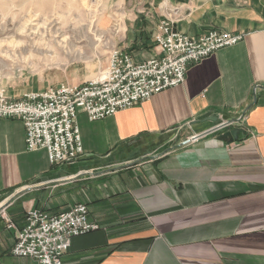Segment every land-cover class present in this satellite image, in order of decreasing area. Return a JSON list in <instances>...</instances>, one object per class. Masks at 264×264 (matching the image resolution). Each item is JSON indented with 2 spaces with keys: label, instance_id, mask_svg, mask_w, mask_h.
I'll return each mask as SVG.
<instances>
[{
  "label": "crops",
  "instance_id": "0c3cea01",
  "mask_svg": "<svg viewBox=\"0 0 264 264\" xmlns=\"http://www.w3.org/2000/svg\"><path fill=\"white\" fill-rule=\"evenodd\" d=\"M120 1L121 48L136 62L159 54L153 34L166 15L190 36L244 37L148 100L97 120L79 112L83 152L71 163L27 150L22 121L1 118L0 208L15 226L0 217V264H39L11 253L28 208L78 203L98 228L71 239L63 264H264V0ZM233 128L236 139H220Z\"/></svg>",
  "mask_w": 264,
  "mask_h": 264
},
{
  "label": "built area",
  "instance_id": "2783aa9c",
  "mask_svg": "<svg viewBox=\"0 0 264 264\" xmlns=\"http://www.w3.org/2000/svg\"><path fill=\"white\" fill-rule=\"evenodd\" d=\"M173 23L169 15L159 21L153 34L159 54L141 62L114 45L99 77L24 92L20 97L9 96L0 89V119L19 118L25 129L26 149H46L51 164L77 160L83 152L76 122L79 112H84L89 120H97L148 100L155 93L182 84L190 64L244 37L243 32L213 29L190 36L175 29ZM242 120L243 116L223 119L184 142L220 132ZM0 217L8 228L15 226L3 208ZM97 228L89 221L84 203L57 213L30 207L25 212V225L16 232L11 253L32 257L39 264H63L71 239Z\"/></svg>",
  "mask_w": 264,
  "mask_h": 264
},
{
  "label": "rangeland",
  "instance_id": "374dc122",
  "mask_svg": "<svg viewBox=\"0 0 264 264\" xmlns=\"http://www.w3.org/2000/svg\"><path fill=\"white\" fill-rule=\"evenodd\" d=\"M123 5L120 0H0V89L21 95L101 75L112 46L124 48Z\"/></svg>",
  "mask_w": 264,
  "mask_h": 264
},
{
  "label": "water",
  "instance_id": "95a60500",
  "mask_svg": "<svg viewBox=\"0 0 264 264\" xmlns=\"http://www.w3.org/2000/svg\"><path fill=\"white\" fill-rule=\"evenodd\" d=\"M215 120L217 121V118H215ZM239 129L238 128H233V129H228L225 132L220 134V139L222 140H232L233 138H237V133H238Z\"/></svg>",
  "mask_w": 264,
  "mask_h": 264
},
{
  "label": "bare ground",
  "instance_id": "6f19581e",
  "mask_svg": "<svg viewBox=\"0 0 264 264\" xmlns=\"http://www.w3.org/2000/svg\"><path fill=\"white\" fill-rule=\"evenodd\" d=\"M94 5L96 6L95 2L89 7V9H90V16H91V17L94 16V13H95V10H96V7H95V9H94ZM101 75H102V74H101ZM101 75H99V76H101ZM99 76H97V77H99Z\"/></svg>",
  "mask_w": 264,
  "mask_h": 264
}]
</instances>
